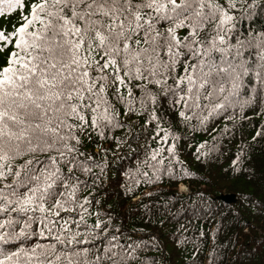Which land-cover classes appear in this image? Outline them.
Segmentation results:
<instances>
[{"label": "snow or ice", "instance_id": "6c2138e0", "mask_svg": "<svg viewBox=\"0 0 264 264\" xmlns=\"http://www.w3.org/2000/svg\"><path fill=\"white\" fill-rule=\"evenodd\" d=\"M23 8V0H0V14L21 11L11 31L0 29V264H132L140 246L121 243L111 218L91 211L98 193L83 195L108 167L95 158L99 151L81 150L84 138L104 140L123 126L106 90L115 86L127 114L134 111L128 83L140 81L142 108L163 93L183 104L177 115L185 121L201 99H218L209 115L226 109L249 75L264 93V25L251 27L264 0H32ZM156 135L172 143L142 162L151 176L137 172L147 183L167 179L177 197L189 192L183 181L193 174L177 158L176 137L159 122ZM244 150L233 172L244 171ZM252 205L264 209V201Z\"/></svg>", "mask_w": 264, "mask_h": 264}, {"label": "trees", "instance_id": "16d2710c", "mask_svg": "<svg viewBox=\"0 0 264 264\" xmlns=\"http://www.w3.org/2000/svg\"><path fill=\"white\" fill-rule=\"evenodd\" d=\"M31 2L23 0L24 13L28 12ZM216 2L226 5V0ZM20 14V10L0 14V29L6 30L3 23L14 21ZM2 16L9 17L1 19ZM255 19L251 27L259 31L264 25V15L258 13ZM237 28L242 32L249 28V22L244 21ZM251 56L255 58V53ZM181 71L182 65L177 73ZM138 83L137 80L128 83L134 111L127 114L125 104L116 98L115 86L106 90L107 99L120 113L123 126L106 130L104 140L95 133L94 142L84 138L81 150L99 151L95 158H106L108 162L97 189L88 188L83 192V195L98 193V203H93L91 211L99 212L102 220L111 218V227L120 229L121 243L135 242L140 246L132 264H264L261 243L264 209L252 205V200L264 201V93L255 77L244 78L237 96L226 109L209 115V110L219 101L201 99V109L190 111L187 121L177 115L183 104L174 105L171 97L163 93L156 95L154 105L146 99L142 108ZM168 83L171 85L172 80ZM120 90L127 97V88ZM152 90L157 92L154 87ZM153 112L158 120L149 121ZM204 117L207 119L201 123ZM158 122L176 137L177 158L193 174L183 181L190 185V191L178 197L174 195L176 185L167 179L147 183L137 172L139 168L151 176V169L142 162L153 150L166 149L172 143L171 137L167 143L160 141L156 135ZM257 132L260 135L254 140ZM98 144L106 152L100 151ZM200 145H204L200 151L206 155L197 159ZM242 146L244 171L233 172L232 161L241 154ZM162 156L167 165L166 150ZM127 188H132V193ZM227 193L236 196L235 202L227 203L217 197ZM209 197L212 198L211 212L207 207ZM94 220L93 216L88 222Z\"/></svg>", "mask_w": 264, "mask_h": 264}, {"label": "rangeland", "instance_id": "374dc122", "mask_svg": "<svg viewBox=\"0 0 264 264\" xmlns=\"http://www.w3.org/2000/svg\"><path fill=\"white\" fill-rule=\"evenodd\" d=\"M20 16H21V14L18 15L17 18L15 17L14 18L15 19L14 21L11 20L10 22H4L3 23L5 25V27L7 28L6 29L7 31H11L12 28H13V26L16 25V24H18V22L20 20ZM7 17H9V16H2L1 19H6ZM8 20H10V19H8ZM4 56H5V53H0V63L3 62Z\"/></svg>", "mask_w": 264, "mask_h": 264}, {"label": "water", "instance_id": "95a60500", "mask_svg": "<svg viewBox=\"0 0 264 264\" xmlns=\"http://www.w3.org/2000/svg\"><path fill=\"white\" fill-rule=\"evenodd\" d=\"M219 199L223 200L224 202L227 203H232L235 202L236 200V196L234 194H221L219 196H217Z\"/></svg>", "mask_w": 264, "mask_h": 264}]
</instances>
